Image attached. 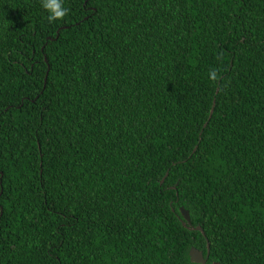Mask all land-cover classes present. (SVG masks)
Segmentation results:
<instances>
[{
	"label": "trees",
	"instance_id": "1",
	"mask_svg": "<svg viewBox=\"0 0 264 264\" xmlns=\"http://www.w3.org/2000/svg\"><path fill=\"white\" fill-rule=\"evenodd\" d=\"M64 5L0 0V264H264V0Z\"/></svg>",
	"mask_w": 264,
	"mask_h": 264
},
{
	"label": "clouds",
	"instance_id": "2",
	"mask_svg": "<svg viewBox=\"0 0 264 264\" xmlns=\"http://www.w3.org/2000/svg\"><path fill=\"white\" fill-rule=\"evenodd\" d=\"M41 8L47 13L48 23L63 21L70 13V9L65 7L64 0H40ZM220 59V56L217 57ZM209 78L213 84L219 80L216 69L209 70Z\"/></svg>",
	"mask_w": 264,
	"mask_h": 264
},
{
	"label": "water",
	"instance_id": "3",
	"mask_svg": "<svg viewBox=\"0 0 264 264\" xmlns=\"http://www.w3.org/2000/svg\"><path fill=\"white\" fill-rule=\"evenodd\" d=\"M57 36H58V32H57ZM179 213H180V215L184 221L182 226L184 228H186V225L190 226V218H189L188 212L184 211L181 208V209H179ZM190 230L201 233L203 237L205 236L203 234V232L201 231L200 227H197L196 229L190 228ZM208 258H209V245L207 242H206V255H205V257L203 256V254L201 252H199L195 249H191L189 251V259H190L191 264H206ZM213 264H217V263H213Z\"/></svg>",
	"mask_w": 264,
	"mask_h": 264
}]
</instances>
